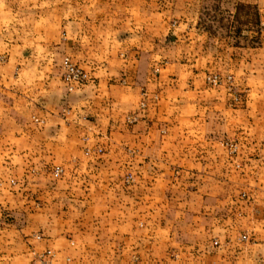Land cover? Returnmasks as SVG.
<instances>
[{"label":"crops","instance_id":"1","mask_svg":"<svg viewBox=\"0 0 264 264\" xmlns=\"http://www.w3.org/2000/svg\"><path fill=\"white\" fill-rule=\"evenodd\" d=\"M11 1L0 264H264V0H82L60 23ZM64 57L89 77L70 93Z\"/></svg>","mask_w":264,"mask_h":264},{"label":"rangeland","instance_id":"2","mask_svg":"<svg viewBox=\"0 0 264 264\" xmlns=\"http://www.w3.org/2000/svg\"><path fill=\"white\" fill-rule=\"evenodd\" d=\"M82 4H83L82 3V0H74V3L67 2V0H24V1L20 0L19 2H17V1H11L10 2V8L9 9L14 8L15 10H20L21 12L24 11L26 13H29L31 16L33 15V14H31L32 12L33 13L36 12V11L37 12H40L41 15H42V17H43V20L44 21H49V17L51 15H53L54 17H56L58 19V22L60 23V22H64L65 21V17H66V6L67 5H70V6L73 5V7H74V13L75 14H78V13H81V11L83 10V8H82L83 5H85V7L88 6V3L87 2H85L83 5ZM207 5L210 6L211 3H209V4L207 3ZM70 10H71V7H70ZM26 22H28V21H26ZM60 26L61 25L59 24V27ZM59 33H61L60 28H59ZM66 58L71 60V58H69V57H64L62 59V61L60 63V65H61L60 66L61 72H62L63 61ZM74 64L77 67H79L81 70H83V72H85L88 75V73H87L86 70H84L83 68H81L76 63H74ZM213 77H215L219 81V84L217 86H212L208 82V80H207L208 78H213ZM207 79H206L207 80V83L211 87L217 88V87H220V86L225 85L226 88H227V90H228V92H229V94L232 95L233 101H237L239 99L238 96H237L238 94L236 92L235 82H234L232 76L228 75V76L222 77V76H220V73H217V74H213L211 76H208ZM61 80H62V73H61ZM65 88H66V86H65ZM66 91H67V89H66Z\"/></svg>","mask_w":264,"mask_h":264},{"label":"built area","instance_id":"3","mask_svg":"<svg viewBox=\"0 0 264 264\" xmlns=\"http://www.w3.org/2000/svg\"><path fill=\"white\" fill-rule=\"evenodd\" d=\"M207 80L212 86H217L219 84V81L215 77L208 78ZM62 81L66 86L67 92L70 93L74 91L75 89H77L78 87L86 84L89 81V77L85 72H83V70L77 67L70 59L66 58L64 59L63 65H62ZM152 100L155 101L156 96H153ZM147 104H148L147 93L143 92L142 99L139 103V109L141 111L144 110L147 107ZM128 120H129V123H133L135 120V117L134 116L129 117ZM226 146L228 147L231 154H235L234 145L227 144ZM62 172H63L62 169H55L53 171V174L55 176H60ZM131 181H132V177L128 176L126 178V182L130 183ZM49 255H50L49 253H46L44 256L39 258L35 262V264H49L48 261L45 259Z\"/></svg>","mask_w":264,"mask_h":264}]
</instances>
